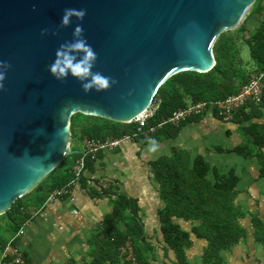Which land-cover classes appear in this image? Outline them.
<instances>
[{
    "label": "water",
    "instance_id": "water-1",
    "mask_svg": "<svg viewBox=\"0 0 264 264\" xmlns=\"http://www.w3.org/2000/svg\"><path fill=\"white\" fill-rule=\"evenodd\" d=\"M256 1L0 0V61L11 65L0 90V217L74 154L73 116L130 123L173 76L210 72L219 36L244 27ZM67 8L86 10L94 70L117 81L109 90L85 94L51 76L56 49L81 23L60 27Z\"/></svg>",
    "mask_w": 264,
    "mask_h": 264
},
{
    "label": "trees",
    "instance_id": "trees-1",
    "mask_svg": "<svg viewBox=\"0 0 264 264\" xmlns=\"http://www.w3.org/2000/svg\"><path fill=\"white\" fill-rule=\"evenodd\" d=\"M264 0H257L247 19L262 16ZM246 25L238 31L223 33L214 45L216 66L206 74L184 72L170 78L158 91L154 101H161L160 108L151 125L158 124L174 111L201 101H222L237 94L248 83L251 74L243 63L241 53L249 47L250 58L257 72L264 71V21L249 31ZM235 117L236 120L259 119L264 111L263 99L259 107L250 105ZM157 132L158 135L161 131ZM136 125L121 124L101 117L76 114L71 118V151L57 169L50 173L30 194L18 199L3 218L8 220L5 230L15 236L22 225L30 219L28 208L32 199L43 205L54 189L65 187L73 180V166L80 156L78 147L84 139L122 138L133 135ZM250 141L234 152L245 159H256L264 177V125L252 124L242 130ZM155 135V136H156ZM92 161L87 162L86 172L94 173ZM152 173L164 208L159 212L161 231L165 244L175 252V264H189L185 250L192 245L191 234L207 241V248L199 264H226L223 254L230 252L247 232L241 226L243 213L235 205V188L238 177L234 171L219 174L202 158L185 151H174L170 158H161L152 165ZM90 178L83 176L80 185L89 190L93 197L105 196L112 200L113 211L102 225L101 240L93 252L90 264H151L154 248L145 240L143 225L138 217L137 201L120 195L109 185L107 190L91 187ZM114 197V199L112 198ZM1 218V217H0ZM175 220L192 223L190 232L185 231ZM255 240L264 246V225L254 223ZM4 230V231H5ZM3 237L1 236V239ZM4 240V239H3ZM130 243L135 263L128 261L120 249ZM7 245L3 243V249ZM25 258V264L30 261Z\"/></svg>",
    "mask_w": 264,
    "mask_h": 264
},
{
    "label": "crops",
    "instance_id": "crops-1",
    "mask_svg": "<svg viewBox=\"0 0 264 264\" xmlns=\"http://www.w3.org/2000/svg\"><path fill=\"white\" fill-rule=\"evenodd\" d=\"M262 21L264 12L262 16L249 17L246 20L249 31ZM243 49V56L245 52L250 56L249 47ZM242 60L251 76L258 73L251 58ZM245 112H250L249 106ZM252 124L264 125V111L259 119L229 123L209 111L203 117L191 119L179 128L168 127L153 137L160 144L156 154L148 153L144 138L126 141L116 149L101 153L93 163L94 173L88 171L85 177L90 178L91 187L99 189L97 184L105 182L120 195L137 201L145 240L154 248L151 264H175L177 256L165 244L161 231L159 212L164 202L159 196L151 165L161 158H170L174 151H185L193 159L202 157L221 175L234 171L238 177L235 205L243 213L240 224L247 235L230 252L224 253L223 258L226 264H264V246L257 243L254 236V223L264 225V177H261V166L255 158L245 159L234 152L250 141L242 130ZM82 147L83 143L78 147L79 152ZM262 153L264 156V149ZM38 204L33 198L27 209L30 224L19 243L30 264H90L102 237L103 222L113 211L111 198L93 197L89 190L78 185L69 197L55 203ZM175 222L187 232L194 226L180 220ZM7 224L8 220L0 221V255L3 243L12 238L5 230ZM191 241L192 245L185 250L186 260L189 264H199L208 243L193 234Z\"/></svg>",
    "mask_w": 264,
    "mask_h": 264
},
{
    "label": "built area",
    "instance_id": "built-area-1",
    "mask_svg": "<svg viewBox=\"0 0 264 264\" xmlns=\"http://www.w3.org/2000/svg\"><path fill=\"white\" fill-rule=\"evenodd\" d=\"M263 90L264 71H261L251 76L248 83L245 84L237 94H234L225 100L216 102L201 101L191 104L185 108L174 111L169 117L163 118L158 124L151 125L150 121L155 117L161 104V101L159 100L154 101L146 111L128 123L136 125V132L133 135H126L118 139H84L80 156L77 158L73 166V180L65 187L52 190L46 203H55L69 197L72 194L73 188L80 185L81 180L85 175L87 162H96L101 153L116 149L126 141H132L137 138H153L158 131L167 126L179 128L183 123L191 119L203 117L209 113V111H214L225 123L232 122L242 109L250 105L256 107L261 105ZM90 183L91 182H88V184ZM97 185L102 191L107 190L109 187V184L105 182H99ZM29 224L30 219L27 220L19 229L18 233L9 240L0 255V264H25V258L20 250L19 243ZM120 252L128 261H133V263H135V256L130 243H127L122 247Z\"/></svg>",
    "mask_w": 264,
    "mask_h": 264
},
{
    "label": "clouds",
    "instance_id": "clouds-1",
    "mask_svg": "<svg viewBox=\"0 0 264 264\" xmlns=\"http://www.w3.org/2000/svg\"><path fill=\"white\" fill-rule=\"evenodd\" d=\"M87 12L85 9L67 8L61 18L60 27H72L73 20L80 21L76 24L72 32V39L61 43L56 49L55 58L49 65L51 76L58 82L67 81L69 78L80 83L85 94L93 91L102 92L109 90L117 81L111 77L105 76L99 71H95L98 56L93 47L88 43L84 36V29L81 26ZM43 36L48 35L45 29L41 33ZM54 35L56 33H53ZM11 65L6 61H0V90H3L4 80L7 71ZM147 151L150 154H156L160 150V144L154 138L147 139Z\"/></svg>",
    "mask_w": 264,
    "mask_h": 264
},
{
    "label": "rangeland",
    "instance_id": "rangeland-1",
    "mask_svg": "<svg viewBox=\"0 0 264 264\" xmlns=\"http://www.w3.org/2000/svg\"><path fill=\"white\" fill-rule=\"evenodd\" d=\"M244 47H245V46H244ZM244 47H243V48H244ZM243 51H244V49H242V56H243ZM242 58H244V59H246V60H250V56L248 55V52H245V54H244V56H243ZM3 220H6V218L1 217V218H0V221H3Z\"/></svg>",
    "mask_w": 264,
    "mask_h": 264
}]
</instances>
